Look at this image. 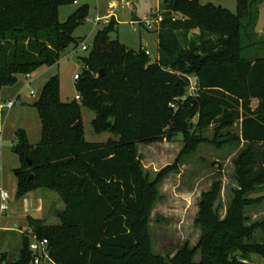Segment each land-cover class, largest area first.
<instances>
[{
	"label": "trees",
	"instance_id": "obj_1",
	"mask_svg": "<svg viewBox=\"0 0 264 264\" xmlns=\"http://www.w3.org/2000/svg\"><path fill=\"white\" fill-rule=\"evenodd\" d=\"M236 2L232 12L211 2L162 0L164 19L156 31L160 58L154 61L141 46L128 48L112 36L118 25L113 17L96 31L88 53L79 57L76 90L81 104L96 113L94 130L110 131L114 139L86 142L77 99L61 100L57 75L43 83L31 104L41 122L39 142L30 143L23 128L15 131L12 150L20 162L12 170L15 196L45 188L57 193L64 208L56 211L57 224L27 216L31 234L22 233L18 258L2 262L3 256L0 264H33L32 236L47 240L49 259L41 264H255L250 254L264 257V242L253 239L256 231L264 234V219L251 221L245 213L246 206L264 199L249 197L264 188V39L255 31L260 0ZM72 3L0 0V88L56 64L68 45L77 47L74 31L89 9L79 6L60 21L59 7ZM174 13L180 17L172 20ZM191 76L197 84L189 93ZM237 123L236 136L221 133ZM210 126L212 143L224 136L223 143L241 144L233 161L239 187L223 217L214 206L219 183L202 193L201 236L194 247L155 254L148 220L158 185L181 157L206 141L190 129ZM178 133L185 144L175 164L151 180L138 144L172 140Z\"/></svg>",
	"mask_w": 264,
	"mask_h": 264
},
{
	"label": "rangeland",
	"instance_id": "obj_2",
	"mask_svg": "<svg viewBox=\"0 0 264 264\" xmlns=\"http://www.w3.org/2000/svg\"><path fill=\"white\" fill-rule=\"evenodd\" d=\"M199 2L201 4L211 2L236 12V0H199ZM82 5L88 6L89 14L86 21L74 31V37L79 41L77 47L74 44L68 45L61 52L56 64L40 66L29 73V77L21 74L14 85L0 88V102L16 101L14 107L5 115L0 132V189H5L10 194L7 210L0 213V259L4 256L2 262H12L18 258L22 245V233L29 230V228L25 229V223L22 220L25 200L16 199L15 196L17 180L12 170L20 164L18 156L12 150L15 131L23 128L29 142L32 144L39 142L41 122L37 110L31 104L38 98L43 83L51 76H58L61 100L64 102L75 100L78 93L74 75L79 74L82 68L79 57L88 53L96 31L108 24L111 18L104 20L100 18L97 23L89 19L101 17L113 11L118 25L117 33H113L112 36H116L120 43L128 48L138 49L140 45L146 47L150 51L149 57L152 61L160 58L157 49V33L146 31L138 22L132 25L129 7L134 6V12L139 19L150 18L151 13L160 5V0H78L77 3L59 7L60 21H64ZM258 6L256 38L264 39V0H260ZM191 37L196 41L198 32L192 31ZM82 43L85 44L86 49H82ZM30 91L34 94L31 95ZM76 101L81 105L84 140L102 143L114 139L110 131L96 132L92 125L96 117L95 111L81 104L80 100ZM195 123L194 118L192 124L195 125ZM190 131L197 132L206 141L202 142L193 153L181 157L175 168L162 178L158 185L159 198L149 215L148 232L151 249L155 254L162 256L174 253L184 244L194 247L198 243L201 236V227L197 223L198 204L203 192L210 190L213 184L219 183L220 188L214 206L218 214L223 217L228 204L234 197L235 190L239 187L233 161L241 149V144L234 139L223 143L221 141L224 136H219L218 143H212L214 126L203 130L191 128ZM226 131L230 137L236 136L239 134V124H234L227 130H222L221 133ZM184 144L182 133H178L172 140L164 139L151 144H138L137 152L143 170L151 180L161 170L175 164ZM53 193L57 196V193ZM258 195L253 192L249 194V197ZM61 203L64 204L62 201ZM245 213L251 221L261 219L264 216V204L248 205L245 207ZM48 223H59V219L54 217ZM253 239L256 242H264V234L256 231ZM199 260L200 255L197 254L195 261L199 262ZM248 260L255 264H264V257L257 254H250Z\"/></svg>",
	"mask_w": 264,
	"mask_h": 264
},
{
	"label": "built area",
	"instance_id": "obj_3",
	"mask_svg": "<svg viewBox=\"0 0 264 264\" xmlns=\"http://www.w3.org/2000/svg\"><path fill=\"white\" fill-rule=\"evenodd\" d=\"M161 1L162 0H160V4H161ZM77 2L78 0H74V3H77ZM164 12L165 11L161 7V5H159L155 9V11L151 13L150 18H144V19H140L137 21H132V25L134 24V22H138L144 29L157 31L160 27V24L162 23L164 19ZM179 17L180 15H178L177 13H174L172 15V20L178 19ZM99 20H100L99 17H96L94 19H89V21L95 22V23H97ZM82 49H86V46L84 43H82ZM141 49L145 52V54L150 55V51L147 48L141 46ZM26 76L29 77V74H27ZM74 78L76 80L78 78V74L74 75ZM188 79H189L188 92L192 93L196 89L197 81L194 76L193 77L191 76ZM30 94L33 95L34 92L30 91ZM75 99L77 100L80 99L78 94L75 96ZM15 104H16V101H12V100L0 102V132H1V127L3 125V119L5 118V115L7 114L9 110H11L14 107ZM0 147H1V139H0ZM9 199H10V194L7 192V190L1 188L0 189V213L7 210L8 208L7 202ZM27 234L30 235L31 230H28ZM46 245H47L46 239H37L35 236L31 237V240L29 241V249H31L34 252L33 264H41L42 259H49L48 253L46 250Z\"/></svg>",
	"mask_w": 264,
	"mask_h": 264
},
{
	"label": "crops",
	"instance_id": "obj_4",
	"mask_svg": "<svg viewBox=\"0 0 264 264\" xmlns=\"http://www.w3.org/2000/svg\"><path fill=\"white\" fill-rule=\"evenodd\" d=\"M129 7L131 9V13H130L131 20L132 21L134 19L138 20L139 18L136 16V14L134 12V6L131 5ZM96 17L102 18V20H104L105 18L113 17L116 20L115 13L113 11H110L109 13H107L104 16H101V17L96 16ZM96 17H94V18H96ZM94 18H92V19H94ZM145 30L148 32H156L155 30H147V29H145ZM157 44H158V39H157ZM53 192L54 191L49 190V189L37 188L33 191L26 193L21 198H16L19 200H21V199L25 200V210H24V213L22 214V220H23V223H25V229L28 228V224L26 221L27 216H31L33 218L41 219L44 224H52V223H48V221L54 219V217H57L56 211H59V210L64 208V204L62 205V203H61L62 200L59 198L58 195L57 196L54 195ZM256 193L259 194L257 197L264 196V188L259 190ZM261 204H264V199L262 200ZM57 219H58V217H57ZM261 219H264V216Z\"/></svg>",
	"mask_w": 264,
	"mask_h": 264
},
{
	"label": "water",
	"instance_id": "obj_5",
	"mask_svg": "<svg viewBox=\"0 0 264 264\" xmlns=\"http://www.w3.org/2000/svg\"><path fill=\"white\" fill-rule=\"evenodd\" d=\"M103 72H104V71H103V69H102V70H100V72H99V75L103 74Z\"/></svg>",
	"mask_w": 264,
	"mask_h": 264
}]
</instances>
